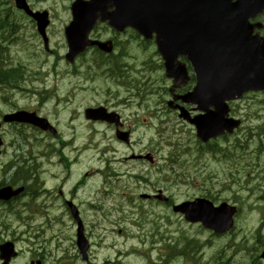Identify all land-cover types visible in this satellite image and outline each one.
Masks as SVG:
<instances>
[{"label":"rangeland","instance_id":"obj_1","mask_svg":"<svg viewBox=\"0 0 264 264\" xmlns=\"http://www.w3.org/2000/svg\"><path fill=\"white\" fill-rule=\"evenodd\" d=\"M31 3L38 4L45 8H50L55 20L51 25L50 39L51 42L56 47V51L60 52V45L63 44L62 29V16L63 14L59 12L62 7L61 5H67L70 0H30ZM26 37L29 43H36L37 38L31 37L33 32L30 28L25 29ZM12 56V55H11ZM15 57V56H14ZM17 58V57H15ZM21 58H26L22 55ZM131 59V58H130ZM29 67L36 70L40 62V57H33L32 61L24 59ZM50 58L48 63L50 62ZM140 64V61H138ZM49 74L44 78L43 81L39 77H31L27 83L26 88H37L46 87L48 89H53L60 98L67 97L71 99L74 103L67 104L65 106L59 105L54 107L53 103L39 108L38 95L28 93V92H17L13 95V99L16 102V107L24 109H39L42 114L48 115L54 122L56 121V112L59 111L57 116L59 117H70V111L76 107L78 102H81V109L87 105L95 106L97 103L108 104V99H118L121 100V87L117 86L112 80H108L105 77L86 81L82 77L66 76L62 78L60 72L53 69H44ZM254 93H248L243 95L237 103L242 105L255 104L258 106L256 110L259 115L255 116L252 123L255 125L260 121L264 122V104L261 101L264 99V93H259L257 95H252ZM141 96L136 89L128 90L123 87V99H139ZM145 99H148V94L146 93ZM77 103V104H76ZM13 107L7 103L0 102V110L7 112ZM121 112L125 118L126 124L134 122L135 119H139L142 122L141 130L136 134L137 136L144 135L142 139H134V150H140L144 147H152L156 150L154 142L158 141L157 128L159 127L158 120L155 122V126H152L150 120H144L141 113L137 115L133 114L136 107H112ZM80 109V110H81ZM177 116L168 114V116L163 117L167 125L174 124V129L176 135L180 137L187 143L189 141L190 132L193 130L188 125L179 121ZM164 124L161 125L163 127ZM170 127V126H169ZM184 130H183V129ZM101 133H104L106 141L102 140L100 143L111 145L113 149L119 150L120 145L112 138V132L106 128H99ZM11 129L5 128L3 131L4 135H9ZM154 135V138L149 139L148 137ZM44 137V136H43ZM63 141H71L72 148L84 147L88 144L89 135L86 132H77L74 137L70 138L68 136L62 137ZM44 142L54 143L52 140L44 137ZM162 145V142H161ZM56 148H59L63 153L68 154L71 151L69 145H61L60 143L55 144ZM178 147V146H175ZM5 152L0 158V166L7 162L10 157L11 150L7 144L5 146ZM171 149L170 147L163 146L161 153H158L159 160L165 158V155ZM129 151L124 148L123 145V157L128 156ZM182 163L174 164L172 166H167L166 169L171 175L169 179L165 180L166 184L156 181V175L154 173L155 168H151L148 165L136 164L131 160L123 161V168L118 162H115L116 169L118 172L119 185L122 187L132 186L131 181L123 183L124 180H135L130 175L135 174L137 177H149V181L157 182L156 185H165L167 191L172 194L176 200L192 199L194 196H201L205 193V189H210L211 191H217L221 198H228L231 201L235 200L237 194L236 191H223L220 183L224 180L228 169H230V164L226 162H217L213 159L204 158L203 156H197L196 151L193 148H189L188 151L183 152ZM78 164H71L69 167V174L64 169L57 170L59 177H65L68 175V179L63 178V180L53 179L51 182V187L56 191L58 185L60 189H69L71 186H75L78 181H80L83 173L85 177L82 178L83 186L79 187L75 191V196L77 199H85L84 209L85 215L84 220L86 223V230L89 236V241L91 242L90 250V260L83 261L80 257V253L76 248L74 242L75 239V223L71 219L67 211L62 208L60 200L51 202V197L44 198L43 196H38L35 202H40L35 210L29 211L27 208L24 211L17 210L20 203H17L16 207L6 208L4 212L0 213V238L12 239L15 242L17 249L22 251L20 258L16 260L14 264H27V256L31 255L34 251H39L42 253L45 264H152L153 261L158 259V253L155 249L151 248L150 245H154L156 242L162 240L160 237V224L158 226V233H153L152 228L149 226H138V223L134 221V215L131 214L127 208L123 210V226L120 227L118 224H109L106 221H100L97 218V212L95 209L90 208L87 203L97 202L99 193H96L93 186H97L95 181L99 178L93 176L95 172L86 171L89 168L87 165V152H83L78 157ZM14 166L11 170L15 169ZM10 170V171H11ZM9 171V172H10ZM123 171V176H122ZM8 172V173H9ZM7 173V174H8ZM137 174V175H136ZM185 180L186 183L181 182ZM147 186L146 188H149ZM135 196H137L141 191H145L144 186H139L138 184L134 186ZM260 191V186L257 187ZM129 188L128 190H130ZM150 190V189H148ZM147 190V191H148ZM143 193V192H142ZM243 195V193H241ZM34 195V193H33ZM124 195V193H123ZM245 196V195H244ZM44 198V199H43ZM27 199V197L23 198ZM244 199V198H243ZM19 201V200H18ZM17 201V202H18ZM258 202L257 193L255 191L251 192V196L248 199H244L241 202V215L238 219L237 226L240 228L254 227L260 220V208L256 207ZM130 205V203H129ZM251 208L248 209V206ZM147 207H149L147 205ZM154 208L153 205H151ZM147 211L149 209H146ZM153 211H164V209L154 208ZM171 227L168 229L171 235L179 236L177 230H185L187 234L199 238L201 241L211 239L212 246L204 247L207 251L216 250L228 242L232 237L231 235L226 237L215 238L211 236L208 231H201L198 229V225H192L188 228H183L179 224V220L174 219L173 216L166 215L160 219H168ZM98 222V223H96ZM94 225V226H90ZM120 231H117V228ZM121 229L123 230L121 233ZM236 235L237 232H234ZM101 241V242H100ZM36 248L38 250H36ZM30 249V251H28ZM206 257V256H205ZM118 259V261H117ZM205 259V258H204ZM179 259L177 255H174L170 259L166 260V264H179ZM164 264V263H163Z\"/></svg>","mask_w":264,"mask_h":264},{"label":"water","instance_id":"obj_2","mask_svg":"<svg viewBox=\"0 0 264 264\" xmlns=\"http://www.w3.org/2000/svg\"><path fill=\"white\" fill-rule=\"evenodd\" d=\"M196 10L202 20L199 27H207L209 32L214 30L219 32L217 37L212 41H205L197 46L194 41L189 42V32L185 29V22L176 26L175 33H169L162 26L171 23L167 8H153L151 10H143L142 13H151L157 15L150 30H155L165 44H179L178 48L185 54L187 59L192 63L197 72V80L201 82L202 90L196 88L195 92L182 96L184 99L190 98V95H195L193 99L205 102L202 107H214V113L206 121L194 122L197 127V136L203 141L209 136L222 133L224 130L231 131L237 126L239 121L226 119L227 108L224 104L225 100L240 96L244 91L250 89H264V37L258 34L252 35L253 26L248 22L249 17H254L256 14L264 10V0H236L231 3L232 15H228L224 10V5L221 0H216V3H221L218 8L212 4V7L207 6L208 0H194ZM144 3L150 4L153 7L168 4V0H144ZM17 7L27 10L24 0H16ZM199 4H204L201 7ZM126 10H123V19L127 16ZM221 14H224L228 21H239L240 24L235 28L233 24L224 22L220 23ZM205 17H208L205 19ZM152 19V17H149ZM208 19V20H207ZM211 22L210 24H208ZM47 21H41L38 18L39 28L45 27ZM124 26V21H123ZM250 26V27H249ZM174 26L171 24V28ZM227 32H225V28ZM198 31V30H197ZM214 33V32H212ZM212 33H207L211 35ZM85 40V35L74 29V33L69 34L71 51L70 59L78 52V49L73 48ZM176 52H167V64L171 72L175 69L174 57ZM167 75L168 69H167ZM199 85V86H200ZM87 116L94 118H106V114L102 108L88 109ZM4 121L28 122L38 126L41 129H48V122L44 118L36 116L34 112L17 111L11 114H6L3 117ZM1 145V139H0ZM18 191H11L9 187L0 190V198L8 199ZM175 209L185 214V217L190 222H200L203 227L212 230L215 233H222L230 229L233 225L232 216L235 213L233 206L227 205L225 202L214 207L213 204L205 199L197 198L192 202H183L175 206ZM82 253L85 257L86 244L82 243ZM15 252L7 245L0 246V258L4 259L2 264H8V261ZM264 256V251L262 253ZM32 264H34L32 262ZM39 264V261H37Z\"/></svg>","mask_w":264,"mask_h":264},{"label":"flooded vegetation","instance_id":"obj_3","mask_svg":"<svg viewBox=\"0 0 264 264\" xmlns=\"http://www.w3.org/2000/svg\"><path fill=\"white\" fill-rule=\"evenodd\" d=\"M14 26H15V22L11 23V27L9 29V31L14 32ZM90 37L93 39H99V40H111L112 41V45H113V55L111 57L114 58H118L120 60V65L122 68V75L120 77L122 85H123V57L128 56L131 58H140L142 51H143V44L141 42V38H137L135 41L134 39V35L132 33V31L130 29L125 30L123 33H116L114 30L110 29L109 27H107L105 24H99L97 26H95L93 28V30L90 33ZM123 42H125L126 46L127 45H133L134 47V51L129 52V51H123ZM97 48L92 47L89 48L86 53V57H92V56H102L103 52L99 51L96 52ZM105 54V53H104ZM142 70L139 72L141 73ZM103 105L108 106L110 104H120V106L123 108L124 104H132L134 106L137 107L136 110L133 111V114H137L139 112L147 114V115H153L154 118H158L160 115H162L163 111H165L163 109V107L161 106L162 103L160 102H156V101H151V100H119V101H114V100H108V104L107 102L102 103ZM147 105V107H146ZM114 106V105H113ZM187 108L189 110H192L193 107L192 106H187ZM121 116V115H120ZM122 118V131L123 129H130L131 131H136L137 129L133 126V124H125L123 126V116H121ZM125 122V120H124ZM110 131H113V126H109ZM117 149H105L102 153H100V155L97 158V161L100 165V168H107V166L109 164H111L112 162H118L121 167L123 168V161H126V157H123V142L120 143V149H119V153L116 152ZM167 166H172L174 164H176L173 160H167L166 161ZM169 174V173H168ZM170 175V174H169ZM122 176H123V171H122ZM171 176V175H170ZM181 182L186 183L185 180H182ZM158 188H152L150 191L153 192H157ZM162 192H164L162 190ZM170 198V202H172V196L169 195ZM103 207V205L101 203L95 205V209L96 210H101ZM166 215L172 216L170 214L169 211H165V212H160L159 213V217L163 218ZM158 226L159 223L154 224L152 227L153 233H158ZM154 245H150L151 248H153ZM32 260V259H31ZM164 264H166V261H164Z\"/></svg>","mask_w":264,"mask_h":264},{"label":"bare ground","instance_id":"obj_4","mask_svg":"<svg viewBox=\"0 0 264 264\" xmlns=\"http://www.w3.org/2000/svg\"><path fill=\"white\" fill-rule=\"evenodd\" d=\"M223 3H225L224 5V10H228L229 12H225L228 15H232V7H231V3L233 2V0H221ZM196 6V3L194 0H173L172 3L168 4L166 6L167 10H168V14L169 18L171 20L170 24L167 25H163L162 27L167 30L170 31L169 33L173 34L176 32V26L179 24H182V22L186 23V19L188 18V11L194 9ZM208 17H205V19ZM192 21V27L189 29L192 34H193V39L194 41L197 43V46L199 47L200 44L204 43L205 41H212L214 39V37H217L219 35V32L214 30L212 32H209L207 30V25L205 26V30L204 28L199 27V24L202 20V17H191L190 18ZM208 20V19H207ZM224 22V24L228 23L227 18L225 17L224 14H221V18H220V23ZM211 22H209L208 24H210ZM171 24L174 26L173 28H171ZM198 30V31H197ZM227 28H225V32H227ZM207 33H212L211 35H207Z\"/></svg>","mask_w":264,"mask_h":264},{"label":"trees","instance_id":"obj_5","mask_svg":"<svg viewBox=\"0 0 264 264\" xmlns=\"http://www.w3.org/2000/svg\"><path fill=\"white\" fill-rule=\"evenodd\" d=\"M263 19H264V15H263ZM3 55V51L0 50V84L3 85H10V86H17L20 84L21 80L23 79V72L20 68H12V67H6L4 66V62H7V57H2ZM27 173L28 170L25 168V166H20L18 167L13 175L17 176V179H27ZM193 242V241H191ZM206 243L208 244V246H212V242L210 240V238L206 241ZM188 246H190L193 249V254L192 255V260L193 262H197V264H201L200 261L203 260L202 255L207 256V253H201L198 249V243H189L188 245H186L185 250L187 253V248ZM222 250V247L218 248L215 250V252H211V254H209L208 258L205 260L208 261H217L218 260V254L219 252ZM213 251V250H212ZM209 253V252H208ZM225 258L223 257L222 260H224ZM205 264H210V263H205Z\"/></svg>","mask_w":264,"mask_h":264}]
</instances>
